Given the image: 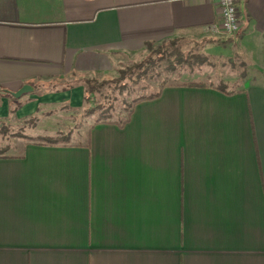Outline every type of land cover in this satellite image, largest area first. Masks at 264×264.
Segmentation results:
<instances>
[{
    "label": "crops",
    "instance_id": "obj_1",
    "mask_svg": "<svg viewBox=\"0 0 264 264\" xmlns=\"http://www.w3.org/2000/svg\"><path fill=\"white\" fill-rule=\"evenodd\" d=\"M236 8L225 35L216 0H0V89L32 88L20 118L44 86L110 75L154 42L240 38L264 54V0ZM249 83L166 88L123 126L0 157V264H264V82Z\"/></svg>",
    "mask_w": 264,
    "mask_h": 264
},
{
    "label": "rangeland",
    "instance_id": "obj_2",
    "mask_svg": "<svg viewBox=\"0 0 264 264\" xmlns=\"http://www.w3.org/2000/svg\"><path fill=\"white\" fill-rule=\"evenodd\" d=\"M178 39L176 46L181 52L185 55H203L207 57L206 64L191 67L181 65L175 71L170 72L166 68L168 60L160 61L159 55H155L157 48L165 41L154 42L151 43V47H146L143 52L127 59L118 70L110 75L75 77L72 83H79L76 84L77 89H74L75 84H73L74 87L67 90L68 92L75 90V96H72V94L62 96L58 94L62 93L61 91L53 92L61 89L58 85L44 86L46 89H41L40 93L47 96L49 94L53 95H50L51 97H48V100H45L46 102L38 103L35 111L27 116L19 118L16 113L18 109L26 104L28 99L13 100L7 98L6 115L0 117V150L4 151L7 148L8 152L4 155H14L18 154L23 144H44L49 139L54 140L62 135H68L71 140H78L80 130L99 119L98 114L93 117L86 115V109L90 107V104L83 102L84 87L81 83L85 78L95 79L97 83H107L99 93L93 94V96L96 102L106 107L109 105L114 106L111 110V120L115 122L126 117L133 100L150 95L164 83L202 82L213 86L225 83L228 85L229 90H237L244 88L249 82L255 80V77L259 83L264 82V60L261 59L264 54L249 52L248 47H245L242 41H239L240 38L235 41L229 38L224 42L212 37L195 41ZM149 60L153 61L154 65L148 62ZM129 70L133 72L130 75L133 77L115 82L117 86L113 84V80L121 76L120 73L127 74ZM138 75L141 77L139 80H137ZM257 75H263V77ZM1 107H3V103L0 101ZM16 135L19 138H13Z\"/></svg>",
    "mask_w": 264,
    "mask_h": 264
},
{
    "label": "trees",
    "instance_id": "obj_3",
    "mask_svg": "<svg viewBox=\"0 0 264 264\" xmlns=\"http://www.w3.org/2000/svg\"><path fill=\"white\" fill-rule=\"evenodd\" d=\"M179 41L178 38H174V39H169L165 42L167 43H161L160 46L157 48V51L155 55H159V60H165L168 62L167 63V70L170 72H173L177 69L178 66L181 65H188V66H193V65H198V66H202L204 64H206L207 62V57L203 56V55H199V54H195V55H185L183 52H181V50L176 46L177 42ZM214 42V40H213ZM152 44H148L147 47H151ZM148 62H150L152 65H154V62L149 60ZM131 70H129V72L127 74L125 73H120V77L118 79L113 80V84H115L117 86V84L115 82L121 81L124 78H128L129 77H133L130 76L133 72H131ZM135 73V72H134ZM129 74V76L127 77V75ZM75 77H77L76 75H71L66 77L62 83L58 82H54L51 83L54 86H60L61 89H57L53 92H64L67 91L69 89H72L74 87L73 84H75V86H77L79 83H72V81L75 80ZM141 77L138 75L137 80H139ZM121 83V82H119ZM50 84V85H51ZM77 84V85H76ZM82 86L84 87V96H83V102L84 103H89L90 107L88 109H86V115L88 117H93L94 115L98 114V118L96 119V121L92 124L95 123H100V122H104V123H114L117 124L119 126H123L125 125L131 115L133 114V110L134 108L144 102V101H150V100H155L158 99L161 94L162 91L166 88H170V87H182V88H212L218 92H221L223 94L226 95H232L235 93H239L241 92L243 89H237V90H229L228 89V85L225 83H220L217 86H213L212 84H205L202 82H184V83H172V84H161L158 88L157 91L151 93L148 96H143V97H138L135 100H133L132 104L129 106V110L127 112L126 117L121 120V121H112L111 120V110L114 108V106L109 105V106H105L101 103H98L95 101L93 94L99 93L101 88L105 85H107V83H97V81L95 79H88L85 78L82 81ZM67 86V87H66ZM123 86V85H122ZM0 94L3 96H8L9 98H12L10 92L5 91V90H1L0 89ZM13 99V98H12ZM13 138H19L18 135L13 136ZM71 141L70 137L68 135H62L61 137H57L54 140H50L45 143V144H49V145H58V144H67ZM8 150L7 148L4 149V151L0 150V157H4V153H7Z\"/></svg>",
    "mask_w": 264,
    "mask_h": 264
},
{
    "label": "built area",
    "instance_id": "obj_4",
    "mask_svg": "<svg viewBox=\"0 0 264 264\" xmlns=\"http://www.w3.org/2000/svg\"><path fill=\"white\" fill-rule=\"evenodd\" d=\"M219 11V26L211 27L214 34H235L239 30V19L237 15L236 0H216Z\"/></svg>",
    "mask_w": 264,
    "mask_h": 264
},
{
    "label": "water",
    "instance_id": "obj_5",
    "mask_svg": "<svg viewBox=\"0 0 264 264\" xmlns=\"http://www.w3.org/2000/svg\"><path fill=\"white\" fill-rule=\"evenodd\" d=\"M31 91H32V88L29 85H24L16 92H10V94L13 98L19 99L22 95L28 94Z\"/></svg>",
    "mask_w": 264,
    "mask_h": 264
}]
</instances>
